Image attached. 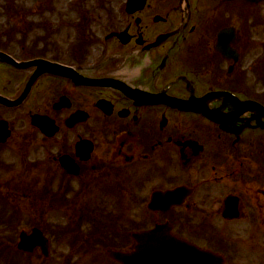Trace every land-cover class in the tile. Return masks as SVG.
I'll return each instance as SVG.
<instances>
[{"label": "flooded vegetation", "instance_id": "af4514ba", "mask_svg": "<svg viewBox=\"0 0 264 264\" xmlns=\"http://www.w3.org/2000/svg\"><path fill=\"white\" fill-rule=\"evenodd\" d=\"M127 2L0 0V97L27 89L0 103V212L38 196L107 253L143 209L239 264L264 241V0Z\"/></svg>", "mask_w": 264, "mask_h": 264}, {"label": "rangeland", "instance_id": "374dc122", "mask_svg": "<svg viewBox=\"0 0 264 264\" xmlns=\"http://www.w3.org/2000/svg\"><path fill=\"white\" fill-rule=\"evenodd\" d=\"M10 194L7 193V200L10 202ZM26 194V195H25ZM4 197L5 192H1ZM29 197L27 193L20 192L18 198V211L19 219L13 222V225H7V223L0 224V237L3 230L6 231V239L14 241L17 234L21 231H29L31 225L37 224L44 231L46 230L49 237L53 238V242L50 245V256L47 260H44L39 252H35L31 257H17L15 262L8 261L6 259L0 258V264H112L105 255V250L97 249L96 252L92 251L83 253L80 251L81 247H84L85 238L81 235L83 233L81 230H73L76 241L71 244L69 238H56L53 231L57 228H63L67 225L64 222L60 224H54L50 222V217L45 213V207L43 206V201L36 198V201H31L32 205H29ZM60 215V214H59ZM132 216V230H140L143 226V209L131 210ZM65 221V220H63ZM66 222V221H65ZM243 244L239 247L242 255L238 257L239 264H257V260L260 259L259 264L264 263V241L248 242L247 240L241 241ZM83 244V245H82ZM75 253L72 252L74 250ZM84 249H87L84 247Z\"/></svg>", "mask_w": 264, "mask_h": 264}, {"label": "water", "instance_id": "95a60500", "mask_svg": "<svg viewBox=\"0 0 264 264\" xmlns=\"http://www.w3.org/2000/svg\"><path fill=\"white\" fill-rule=\"evenodd\" d=\"M21 243L19 249L27 250V246H37L44 244L45 240L41 234L33 230L30 236L21 235ZM133 239L137 245L134 251L128 255H113L112 257L122 264H152L149 260L154 257L155 264H189L192 258H198L199 255L190 254V249L182 243L176 241L160 240V245L154 254H148L145 259V252L143 251V234L135 235ZM29 241H32L29 243ZM163 245V246H162Z\"/></svg>", "mask_w": 264, "mask_h": 264}]
</instances>
